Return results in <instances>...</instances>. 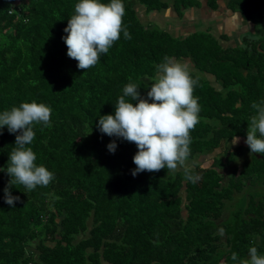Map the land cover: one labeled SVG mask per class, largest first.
<instances>
[{
  "label": "trees",
  "instance_id": "16d2710c",
  "mask_svg": "<svg viewBox=\"0 0 264 264\" xmlns=\"http://www.w3.org/2000/svg\"><path fill=\"white\" fill-rule=\"evenodd\" d=\"M78 2L0 0V112L32 100L52 108L51 126H35L31 147L37 165L55 174L30 193L13 186L20 200L8 205L5 170L18 133L0 130V264H239L253 246L264 255V196L247 194L250 185L264 186V154L251 155L245 143L251 105L264 102V42L233 49L203 31L175 36L144 23L136 6L183 17L203 2L217 9L220 0H124L131 39L122 32L85 72L63 40ZM263 2L226 5L254 20ZM165 56L200 72L193 71L201 111L189 159L213 156L206 165L133 176L137 146L101 133L99 117L114 114L129 82L146 97ZM113 140L114 153L107 148ZM185 168L200 179L187 181Z\"/></svg>",
  "mask_w": 264,
  "mask_h": 264
},
{
  "label": "clouds",
  "instance_id": "9594fccd",
  "mask_svg": "<svg viewBox=\"0 0 264 264\" xmlns=\"http://www.w3.org/2000/svg\"><path fill=\"white\" fill-rule=\"evenodd\" d=\"M125 15L124 0H110L109 3L79 0L75 4L63 40L68 57L77 61L78 69L86 72L96 66L120 39L122 32L125 39H131L124 25ZM193 71L189 61L165 56L156 66V76L146 97L141 95L136 83L129 82L122 89L114 114L99 117L101 133L123 138L137 146L133 176L162 169H167L168 173L176 172L186 165L191 155L190 133L199 123L201 111L199 97L194 96L199 76H194ZM251 107L256 114L248 121L245 143L251 155L264 154V102H253ZM51 115L52 108L36 100L0 112V130L7 126L9 133H18L5 170L11 179L4 189V200L13 208L20 200L19 196L12 195L13 186L23 185L25 192L30 193L38 186H48L55 179V174L45 165H37V154L31 147L36 135L35 126L50 127ZM239 140L237 136L234 144ZM107 148L114 153L117 149L115 140ZM185 179L196 183L200 177L185 168ZM231 259L236 261L238 254L232 253ZM239 264H264V255L259 254L255 246L250 247L248 258L240 260Z\"/></svg>",
  "mask_w": 264,
  "mask_h": 264
},
{
  "label": "crops",
  "instance_id": "0c3cea01",
  "mask_svg": "<svg viewBox=\"0 0 264 264\" xmlns=\"http://www.w3.org/2000/svg\"><path fill=\"white\" fill-rule=\"evenodd\" d=\"M221 3H224L226 5V0H220V4ZM211 9L212 8H210L206 2H203V4L199 7L189 8L187 16H185L184 14L183 17H179L172 11L171 16L176 17V19L179 18L175 26L184 28L188 25H198L197 23H199V20L197 19V16L199 14H202L203 11ZM254 16V20L246 19L245 17H243L242 13L239 10L232 11L231 9L227 8L223 18L224 23L221 20L222 17L218 16L215 20H211L210 22H208L207 29L209 32H211V30L213 29L212 24H216H214L215 29L217 28L218 31H216L215 29L214 31L216 32L218 39L222 42V45L225 48L232 46L233 49L237 47L244 48V46L251 47L254 43L258 41H262L258 43L259 45H261L264 42V2L261 5L260 9H257L255 11ZM209 18L214 19L213 15L211 14H208V19ZM226 21L227 25L225 24ZM261 25L263 26V28L260 27ZM175 26H172V28L171 26H169L165 29L169 30L173 35L178 36V34H176L175 32ZM189 33H193V31H188L187 35ZM214 38H216V36ZM246 138L247 136L245 137V140Z\"/></svg>",
  "mask_w": 264,
  "mask_h": 264
},
{
  "label": "rangeland",
  "instance_id": "374dc122",
  "mask_svg": "<svg viewBox=\"0 0 264 264\" xmlns=\"http://www.w3.org/2000/svg\"><path fill=\"white\" fill-rule=\"evenodd\" d=\"M226 2H227V0H226ZM136 6L139 10V13H140L139 15L141 16L142 21L144 23H149L151 21L155 25L160 26L161 28H166L169 26H171V28H172V26H175V24H177V20H179V18L176 19V17L171 16V11H172L171 9L170 10H164V11L163 10L162 11H151V13L146 14L145 9L143 7L139 6L138 4ZM226 7H227V5H225L224 3H221L220 8L218 7L217 9L215 8V9L203 11L202 14H199L197 16V19L199 20V23H197L198 25H193V26L188 25V26H185L184 28L175 26L176 34H178V36H186L188 31H193V32L194 31H203V32L209 33L210 35H212L214 37L216 36V38H214L215 40L213 41V43L222 46V42L218 39V36L216 35V32L214 31L216 24L215 23L212 24L213 29L211 30V32L208 31L207 26H208V22H210L211 20H215L218 16L222 17L221 20L223 21L224 14L226 13V9H227ZM188 11H189L188 9L185 10V16H187ZM208 14L213 15L214 19H212V18L208 19ZM223 23H224V21H223ZM225 24L227 25V21ZM219 27H220V25H219ZM260 27L263 28L262 25ZM215 30L218 31L217 28ZM189 34H191V33H189ZM186 61H189V60H186ZM189 62L191 63V61H189ZM191 66H192L194 72H196V73L199 72L196 68H194L192 63H191ZM212 82L214 83L215 86H217L218 88H221V86L219 84H217L215 82V80H213ZM224 146L230 147L231 145H229V143L223 142L222 147L224 148ZM216 151H220V149H217ZM211 155L212 154L205 155V156L202 155V156L196 157L195 159H188L185 167H194V165L196 163H199L202 165L209 164V160H210ZM247 189H248L247 194H249V196L251 193H252V195H254L257 198L258 197L262 198V196H264V186H262L261 184H255L253 186L250 185ZM235 196L237 198V197H239V194H235ZM233 207H234V202H233ZM237 209H238V207L235 206L234 210H237Z\"/></svg>",
  "mask_w": 264,
  "mask_h": 264
},
{
  "label": "flooded vegetation",
  "instance_id": "af4514ba",
  "mask_svg": "<svg viewBox=\"0 0 264 264\" xmlns=\"http://www.w3.org/2000/svg\"><path fill=\"white\" fill-rule=\"evenodd\" d=\"M219 8H220V6H219ZM228 9H230V8H228ZM222 47H223V45H222ZM225 48V47H224ZM226 48H233V46L232 47H226ZM208 78L210 79V80H215V77L211 74V75H208ZM215 82H216V80H215ZM217 83V82H216ZM218 84V83H217Z\"/></svg>",
  "mask_w": 264,
  "mask_h": 264
},
{
  "label": "built area",
  "instance_id": "2783aa9c",
  "mask_svg": "<svg viewBox=\"0 0 264 264\" xmlns=\"http://www.w3.org/2000/svg\"><path fill=\"white\" fill-rule=\"evenodd\" d=\"M29 264H34V263L30 262Z\"/></svg>",
  "mask_w": 264,
  "mask_h": 264
},
{
  "label": "water",
  "instance_id": "95a60500",
  "mask_svg": "<svg viewBox=\"0 0 264 264\" xmlns=\"http://www.w3.org/2000/svg\"><path fill=\"white\" fill-rule=\"evenodd\" d=\"M238 105H240V104H238Z\"/></svg>",
  "mask_w": 264,
  "mask_h": 264
}]
</instances>
